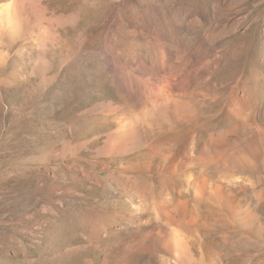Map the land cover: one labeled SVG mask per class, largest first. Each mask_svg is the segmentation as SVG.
I'll use <instances>...</instances> for the list:
<instances>
[{
  "label": "rangeland",
  "instance_id": "rangeland-1",
  "mask_svg": "<svg viewBox=\"0 0 264 264\" xmlns=\"http://www.w3.org/2000/svg\"><path fill=\"white\" fill-rule=\"evenodd\" d=\"M0 264H264V0H0Z\"/></svg>",
  "mask_w": 264,
  "mask_h": 264
},
{
  "label": "bare ground",
  "instance_id": "bare-ground-1",
  "mask_svg": "<svg viewBox=\"0 0 264 264\" xmlns=\"http://www.w3.org/2000/svg\"><path fill=\"white\" fill-rule=\"evenodd\" d=\"M213 135H214V134H213ZM216 135H218V134H216ZM213 137H214V136H213ZM213 137H212V138H213ZM216 137H219V135H218V136H216ZM214 138H215V137H214ZM214 138H213V139H214Z\"/></svg>",
  "mask_w": 264,
  "mask_h": 264
}]
</instances>
